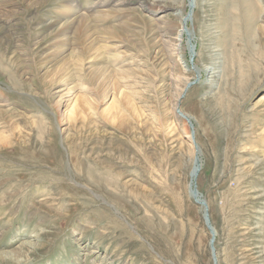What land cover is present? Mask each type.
I'll return each mask as SVG.
<instances>
[{"label":"rangeland","instance_id":"rangeland-1","mask_svg":"<svg viewBox=\"0 0 264 264\" xmlns=\"http://www.w3.org/2000/svg\"><path fill=\"white\" fill-rule=\"evenodd\" d=\"M192 1L0 0V264H264V0Z\"/></svg>","mask_w":264,"mask_h":264},{"label":"water","instance_id":"water-1","mask_svg":"<svg viewBox=\"0 0 264 264\" xmlns=\"http://www.w3.org/2000/svg\"><path fill=\"white\" fill-rule=\"evenodd\" d=\"M187 13H186V16L184 17V22L187 21V20H190L191 19V15H192V9H193V1L192 0H188L187 2ZM186 39L188 40V42L191 41V38L187 35ZM188 44V43H187ZM189 46V49H190V58L192 60V57H193V53H192V47L190 46V44H188ZM180 113V112H179ZM180 115V114H179ZM186 122L188 123V120H186ZM195 160L197 161V171L195 172L194 174V177L193 179L191 180L190 182V191H189V195L191 197V199L193 200V202L198 205L199 207H201L203 209V213H204V222L210 232V235H211V242H213L214 240V231L213 229L211 228L210 226V223H209V220H208V208H207V205L205 203V201H203L201 199V196L199 195V193L197 192L196 190V186L194 185V182H195V179L197 177V172H199L200 168H199V160L197 157H195ZM212 251V260H213V264H217V260H215V254H214V249L212 248L211 249Z\"/></svg>","mask_w":264,"mask_h":264},{"label":"bare ground","instance_id":"bare-ground-1","mask_svg":"<svg viewBox=\"0 0 264 264\" xmlns=\"http://www.w3.org/2000/svg\"><path fill=\"white\" fill-rule=\"evenodd\" d=\"M195 5V4H194ZM193 8H194V6H193ZM183 16V18H182V21H181V24H183V28H182V30H180L181 31V33H180V36H179V38H181V37H183L184 38V40H187L186 39V37H187V34H188V36L192 39V35H191V30H189V28L190 27H188V25L190 24V20H187V21H183L184 20V17L186 16V15H182ZM82 20V19H81ZM192 41H193V39H192ZM191 42V41H190ZM192 45H193V43H192ZM185 48H184V51L186 50V52H187V54H188V46H187V44L185 43ZM193 47H194V45H193ZM183 49V48H182ZM175 50V49H174ZM177 51V53L179 54H181V49H177L176 50ZM188 67H190V66H188ZM213 69V68H212ZM197 70V73H196V75L198 76L199 74H200V72H203V70L201 71V70H198V69H196ZM205 71H206V69H204ZM195 71V70H194ZM210 73V72H209ZM199 78V77H198ZM260 101H264V96H262V98H260ZM177 102V101H176ZM176 106H177V103H176ZM175 107V106H174ZM223 107H225V106H223ZM222 107V108H223ZM174 110H175V108H174ZM176 112V111H175ZM180 112V111H179ZM177 114V113H176ZM175 114V119H178V117H180V118H183L185 121L186 120H188V121H191V119H190V117L187 115V114H185V113H182V112H180L179 114V116H177ZM205 118V117H204ZM189 123V122H188ZM186 140H192V137L190 138V136L187 134L184 138L181 136V135H179L178 136V141H186ZM196 151V153L198 154L199 153V149L197 148V149H194V152ZM199 155V154H198ZM195 158V156L193 157V159H192V167H191V173H190V175H191V179H193V177H194V174H195V172L197 171V161L194 159ZM198 164H199V168H200V161L198 162ZM200 171V170H199ZM198 173L199 172H197V175H198ZM202 210V212H203V209H201ZM18 251V250H17ZM13 253H15V251L13 252ZM18 254V253H17ZM213 254V253H212ZM5 255V254H4ZM6 256V255H5ZM16 256V255H15ZM215 260H216V255H215Z\"/></svg>","mask_w":264,"mask_h":264}]
</instances>
